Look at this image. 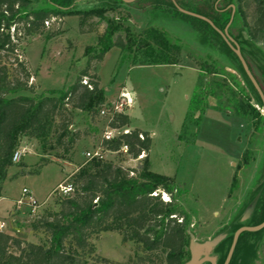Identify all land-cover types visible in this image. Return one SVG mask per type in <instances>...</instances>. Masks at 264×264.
Segmentation results:
<instances>
[{"label": "trees", "instance_id": "1", "mask_svg": "<svg viewBox=\"0 0 264 264\" xmlns=\"http://www.w3.org/2000/svg\"><path fill=\"white\" fill-rule=\"evenodd\" d=\"M46 2L54 9H29V0H0V198L21 137L34 139L43 149L54 145L66 152V144L71 146L79 139V132L69 130L75 112H84L93 120L106 107L99 80L90 72L103 60L107 50L114 47L120 50L119 65L165 66L179 63L183 49L180 40L158 28L145 27L135 31L109 19L106 13L117 6L112 0H98L95 6L76 11H65L71 0ZM174 2L181 9L205 17L220 32L229 24L232 10L230 24L233 21L234 6L228 7L230 17L222 19L226 7L218 9L219 0H215L208 11ZM153 4L155 7L164 5V13L190 22L197 42L209 50L225 53L240 72L237 75L223 67L218 68L209 56L197 63L196 85L189 99L181 140L186 144L194 142L192 129L198 126L203 113L210 107V99L216 103L214 110L218 112L243 119L254 127L263 125L264 116L258 110L264 113L260 97L239 60L216 30L203 20L180 13L169 0H154ZM235 6L250 42L242 33L238 38L232 37L228 32L230 24L227 33L238 45L264 95L247 59V55L252 59L259 55L251 42L258 41L264 34V0H235ZM249 6L252 12L246 15L244 9ZM66 16H76L80 34L96 35V46L100 51L87 55L86 66L72 85L62 91L36 94L29 84L31 73L20 54V44L25 39L43 35L45 22L58 23ZM101 22L105 23L102 33L98 32ZM83 79H86L85 85ZM129 124L126 114H114L107 126L120 132L110 140L102 139L99 145L120 156L136 159L142 155L138 167L125 169L113 161H86L72 175V193L59 196L54 201V210L45 211L30 221L32 234L43 237L41 243L33 244L0 232V264H116L95 255L92 241L105 232L120 235L122 244H134L133 256L125 264H184L189 260V224L185 213L174 201L178 186L171 178L150 170L151 138L139 129L124 133ZM122 146H126L127 155L118 153ZM40 162L46 164L47 160L41 158ZM161 194L167 195L169 200L164 202ZM255 197L258 198L251 215L242 221ZM248 204L243 213L220 231L225 238L210 254L215 258V264L224 263L237 229L257 226L264 221V169ZM259 248H262L264 257V228L258 232L241 233L229 264H253Z\"/></svg>", "mask_w": 264, "mask_h": 264}, {"label": "rangeland", "instance_id": "2", "mask_svg": "<svg viewBox=\"0 0 264 264\" xmlns=\"http://www.w3.org/2000/svg\"><path fill=\"white\" fill-rule=\"evenodd\" d=\"M29 1V9H54L46 0ZM71 1L65 11L86 10L98 2ZM153 1L135 0L127 4L112 0L117 4L116 9L106 15L122 27H130L135 31L155 27L180 40L183 49L179 63L165 66L119 65L120 50L114 47L106 51L103 60L93 66L90 74L99 80L105 106L112 105L122 90L129 93L131 103L120 113L128 116L130 127L149 134L150 170L171 178L178 186L174 201L185 213L188 229L195 240L203 243L223 234L220 231L228 227L249 205L251 193L264 169V124L254 127L243 119L218 112L214 110L216 103L210 99V107L203 113L198 126L192 129L194 142L186 144L181 140L183 121L196 85L197 63L209 56L218 68L223 67L227 72L237 75L240 72L225 53L201 46L190 22L164 13L165 6L155 7ZM176 1L202 11H208L215 2ZM101 6L105 7L103 4ZM229 6H234L235 13L228 32L236 38L242 33L244 39L249 41L236 12L235 0H219L217 8L223 10L226 7L222 19L230 17ZM244 11L246 15H251L252 8L249 6ZM78 27L76 16H66L58 23L49 24L43 35L21 42L20 54L30 70L29 84L34 87V93L66 89L85 68L87 55H95L100 51V47L96 46V35L80 34ZM104 28L105 23L101 22L98 32L102 33ZM251 44L259 55L253 59L247 55V59L264 90V34ZM82 81L86 82V79ZM258 110L264 116L263 111ZM110 117H100L98 114L91 120L84 112H75L69 130L79 132V139L71 146L66 144V152L64 148L54 145L43 149L34 139L20 138L18 149L22 151V156L8 171L0 201V224L9 235L33 244L43 241L42 236L32 234L30 221L45 211L55 209L54 201L59 197L55 192L56 187L71 183L72 175L86 162L85 153L99 146ZM41 158L46 159L47 163L42 164ZM105 160L113 161L125 169L136 168L141 161L112 154H105ZM34 172L36 174H32ZM24 188L37 201L38 207L34 213L26 205L19 210L16 207L15 202ZM161 198L169 200L165 194H161ZM11 217L13 219L8 220ZM13 228L20 232H15ZM92 243L96 256L116 264H125L135 249L133 243L122 244L120 235L115 232L102 233ZM253 264H264L262 248L257 251Z\"/></svg>", "mask_w": 264, "mask_h": 264}, {"label": "water", "instance_id": "3", "mask_svg": "<svg viewBox=\"0 0 264 264\" xmlns=\"http://www.w3.org/2000/svg\"><path fill=\"white\" fill-rule=\"evenodd\" d=\"M123 3H132L135 0H121ZM173 3V5L175 6V8L182 14L187 15V16H191L194 18H198L200 20H203L205 22H207L211 27H213L216 32L222 37V39L225 41V43L228 45V47L231 49V51L235 54V56L237 57V59L239 60L247 78L249 79V81L251 82L252 86L254 87V89L256 90L257 94L260 97V100L262 102L263 108H264V95L262 93V91L260 90L257 82L255 81V79L253 78V76L251 75L245 61L243 60V57L241 56L240 50L238 45L233 41V39L228 35L227 33V28L232 20V16H233V10H232V15H231V19L229 24L227 25V27L224 29L223 32H220L219 30H217L213 24L206 19L205 17H202L200 15H197L195 13L186 11L184 9H181L180 7H178L174 0H169ZM233 9V7H232ZM258 197H255L253 199V201L251 202V204L248 206V208L246 209V211L243 214V218L242 221L246 220L249 218V216L251 215L254 206L256 204ZM264 228V221L257 225V226H252V227H240L239 229H237L232 236V242H231V246L229 248V251L227 253L226 259L224 261L223 264H229V261L231 259V256L233 254L237 239L239 237V235L243 232H258L260 230H262ZM225 238L224 234H220L210 240L204 241L203 243H198L195 240V237L192 233H189V244H188V250H189V255L190 258L187 262H185L184 264H204L205 262H208L210 264H215V260L214 258L210 257L209 255L211 254L213 248L218 245V243H220L223 239Z\"/></svg>", "mask_w": 264, "mask_h": 264}, {"label": "built area", "instance_id": "4", "mask_svg": "<svg viewBox=\"0 0 264 264\" xmlns=\"http://www.w3.org/2000/svg\"><path fill=\"white\" fill-rule=\"evenodd\" d=\"M53 21V20H51ZM49 24H51L50 22H45L44 25L45 27H47ZM82 83L85 85L86 82L82 81ZM131 103V99L129 97V93L124 92V90H122L119 95L117 100L109 106H106L104 109H102L99 112V116H111L113 117L114 114L120 113L122 111L123 108H127ZM111 117L109 119H111ZM127 128L123 130V132H127ZM120 131L116 130V129H110L108 126H106V129L104 130L101 140H110L113 137H115ZM118 153H122L124 155H127V148L126 146H122L120 148V150L118 151ZM105 154H112V155H116V152H110L107 150H104L103 148L100 147V145L95 148L94 150H92L91 152H86L85 153V157H86V161H90L92 159H99V160H105ZM22 156V151L21 150H16L12 156V163L16 164L20 161ZM142 155H139L136 159L141 160ZM73 191V187L71 185V183H67V184H59L56 189L55 192H57L58 196H68L72 193ZM164 202H167L163 199ZM17 209L19 210L20 207H23L24 205H26L29 210L34 213L36 207H38L37 201L35 200V198L32 196V194L27 190V189H22L21 191V195L20 197L16 200L15 202ZM0 232L8 234L6 232V229L4 228V226L2 224H0Z\"/></svg>", "mask_w": 264, "mask_h": 264}, {"label": "crops", "instance_id": "5", "mask_svg": "<svg viewBox=\"0 0 264 264\" xmlns=\"http://www.w3.org/2000/svg\"><path fill=\"white\" fill-rule=\"evenodd\" d=\"M130 125V124H129ZM132 129H135V128H132V127H128L127 128V130H132ZM139 130H141V129H139ZM1 199H2V197L0 198V201H1ZM15 213V212H14ZM11 219H13V217H11L10 219L8 218V220H11ZM8 222V221H7ZM1 223V222H0ZM7 224V223H6ZM14 229V231L15 232H17V233H19L20 231L17 229V228H13ZM26 241H28V240H26Z\"/></svg>", "mask_w": 264, "mask_h": 264}, {"label": "flooded vegetation", "instance_id": "6", "mask_svg": "<svg viewBox=\"0 0 264 264\" xmlns=\"http://www.w3.org/2000/svg\"><path fill=\"white\" fill-rule=\"evenodd\" d=\"M190 256V255H189ZM210 257H212L213 258V256L212 255H209ZM190 258V257H189ZM214 260H215V258H214ZM204 264H210V263H208V262H205Z\"/></svg>", "mask_w": 264, "mask_h": 264}]
</instances>
